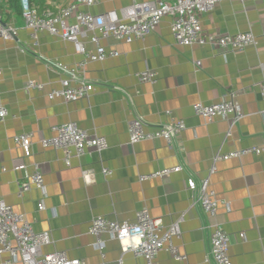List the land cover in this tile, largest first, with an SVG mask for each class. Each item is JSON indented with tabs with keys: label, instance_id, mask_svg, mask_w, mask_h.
<instances>
[{
	"label": "crops",
	"instance_id": "obj_1",
	"mask_svg": "<svg viewBox=\"0 0 264 264\" xmlns=\"http://www.w3.org/2000/svg\"><path fill=\"white\" fill-rule=\"evenodd\" d=\"M74 1L44 0V8L56 9ZM97 1L95 6L81 9L94 15L111 11L120 14L133 3ZM14 18L17 37L0 39V104L9 112L0 123V193L7 205L26 216L37 233H50L52 244L43 248L45 255L63 251L70 259L86 264H145L144 258L134 252H123L128 242L120 243L109 235L102 236L103 259L89 228L100 216L135 222L139 212L147 210L161 222L162 233L177 223L181 230L172 240L174 250L167 248L159 253V264H205L213 224L222 226L229 235L232 264H264V0L246 4L222 1L201 16L206 36L251 31L257 45L239 52L210 45H178L170 17H165L144 41L125 44L103 40L106 51L118 55L86 66L85 77L95 90L88 99L73 103L51 100L49 94L61 88L64 78L55 63L74 67L82 61L74 44L45 32L33 40L22 17ZM82 41L87 49L94 50L89 36ZM146 71L156 74L153 83L140 81V74ZM30 80L44 84V91L29 89ZM230 93L236 94L235 102L244 114L242 120L232 125L231 120L216 118L208 122L196 115L195 104L218 103ZM136 119L145 122L149 130L171 119L183 120L186 131L181 146H169L162 139L131 144L129 129ZM67 123L90 135L105 137L108 148L100 154L87 151L80 157L71 150V165L67 166L64 150L43 145L54 136L55 127ZM21 134L33 135L30 158H25L14 143V137ZM254 148L260 153L216 161L220 155ZM20 165L25 169L16 170ZM35 165L44 175L46 196L36 189L20 196V183ZM178 166L183 168L179 173L155 176ZM104 169L111 175L104 176ZM84 171L93 176L85 178ZM191 176L197 181L209 178L211 189L222 203L215 220L193 204L187 191ZM41 201L44 211L38 210ZM173 252L186 257V261H176ZM8 259L4 254L0 264Z\"/></svg>",
	"mask_w": 264,
	"mask_h": 264
},
{
	"label": "built area",
	"instance_id": "obj_2",
	"mask_svg": "<svg viewBox=\"0 0 264 264\" xmlns=\"http://www.w3.org/2000/svg\"><path fill=\"white\" fill-rule=\"evenodd\" d=\"M21 17L25 28L31 32V38L37 39L39 33H48L65 42L74 44L76 53L82 56V61L74 67H68L61 63H55L54 67L64 75L61 79V88L53 90L49 94L51 100L62 99L65 103H73L79 100L88 99L94 92V86L85 77L86 66L90 63L102 62L110 56H117L116 51L107 52L102 46L103 40H114L125 44H132L136 41H144L151 36L161 24L165 17H170L171 31L176 43L180 46H214L220 49H227L231 52H239L251 45H257L254 34L249 31L237 35L206 36L201 27V16L211 11L216 4L222 1L248 3L250 0H155L149 3H133L122 9L120 14L111 11L102 15H94L83 11L81 8H90L97 4V0H75L74 2L60 6L56 9L45 7L40 10L32 0H19ZM9 0H0V39L4 41L17 37L14 14L9 9ZM75 23L71 24L70 21ZM84 36H89L90 44L94 50L86 48L82 41ZM201 66V63H197ZM264 72V65L261 66ZM156 74L146 71L140 74L142 83H153ZM2 76L0 73V85ZM29 89L44 91L45 85L36 81L28 82ZM235 93H230L228 98L221 102L205 106L201 103L194 105L197 116L205 121L211 122L216 118L231 120L232 125L242 120L244 114L235 102ZM261 97L264 100V79L261 84ZM264 114V111H263ZM9 112L0 104V123L4 122ZM170 117L171 113L167 112ZM186 131V124L183 120H174L160 124L149 130L148 125L140 119H136L130 125L129 139L131 144L156 139L164 140L169 146L179 145L180 139ZM54 136L44 140L45 147L64 150L66 153V165L70 166L72 158L71 150L80 157L87 151L103 153L108 148L105 137L90 135L74 123H67L53 129ZM14 143L22 149L25 158L33 155V135L21 134L14 137ZM256 153V148L247 152H232L227 155H220L216 161H228L239 158L245 153ZM16 170H24L25 166L20 165ZM183 170L178 166L171 170H163L155 176L167 177L172 173H179ZM2 168V172H5ZM85 178L92 177L89 171H84ZM104 176L111 175L107 169L103 170ZM36 189L46 196L44 175L39 166L35 165L33 172L26 176L25 181L20 183L19 195ZM187 191L191 195L193 204H198L207 217L212 221L218 216L222 203L218 200L217 194L210 187L208 179L197 181L191 176L187 180ZM225 205V204H224ZM39 211H44L43 201L38 205ZM210 236V249L204 257V263L209 264H232L229 254L230 238L222 226L213 224ZM162 226L159 220L152 218L147 210H142L137 215L135 222H119L109 220L106 217L95 218L89 228V233L96 240L101 257L104 241L102 236L109 235L120 243L128 242L123 246V252L132 251L145 260V264H159V253L169 248L173 251L172 240L181 234L179 224H174L161 232ZM244 238V235H241ZM133 241L137 242L136 244ZM52 244L50 233H37L33 224L25 215L19 214L7 205L0 193V257L9 255L6 264H86L78 259H70L66 252L55 251L45 255L43 248ZM174 253L178 262H185L186 257ZM99 264H106L102 261ZM188 264V263H187Z\"/></svg>",
	"mask_w": 264,
	"mask_h": 264
},
{
	"label": "trees",
	"instance_id": "obj_3",
	"mask_svg": "<svg viewBox=\"0 0 264 264\" xmlns=\"http://www.w3.org/2000/svg\"><path fill=\"white\" fill-rule=\"evenodd\" d=\"M35 5L42 10L44 8V0H34ZM10 7L9 9L11 12L16 16H21V7H20V1L19 0H9Z\"/></svg>",
	"mask_w": 264,
	"mask_h": 264
}]
</instances>
